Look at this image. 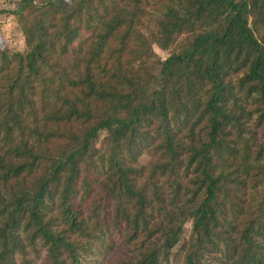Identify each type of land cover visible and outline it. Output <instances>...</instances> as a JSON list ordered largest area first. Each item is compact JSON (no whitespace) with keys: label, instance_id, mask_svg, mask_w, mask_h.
I'll list each match as a JSON object with an SVG mask.
<instances>
[{"label":"trees","instance_id":"obj_1","mask_svg":"<svg viewBox=\"0 0 264 264\" xmlns=\"http://www.w3.org/2000/svg\"><path fill=\"white\" fill-rule=\"evenodd\" d=\"M13 15L26 48L0 49V264H264V0Z\"/></svg>","mask_w":264,"mask_h":264},{"label":"rangeland","instance_id":"obj_2","mask_svg":"<svg viewBox=\"0 0 264 264\" xmlns=\"http://www.w3.org/2000/svg\"><path fill=\"white\" fill-rule=\"evenodd\" d=\"M19 2L20 0H0V49L8 47L19 52L25 50L26 48L24 37L19 29L23 20L21 16L19 19L13 15L18 8ZM95 26L96 24H92L91 27H88L87 29L82 26L81 31H84L81 33L82 38L91 37L92 40L94 38V34H98ZM87 51L89 52L90 50ZM156 53L159 54L161 58L166 57L165 54L159 52L158 50ZM43 255L44 251H40V254L37 257L30 255L28 259L31 261V264H43ZM101 258L100 254H96L94 257H85L83 260L85 261L84 264H106L108 258Z\"/></svg>","mask_w":264,"mask_h":264}]
</instances>
